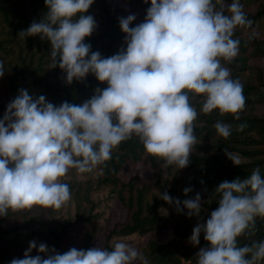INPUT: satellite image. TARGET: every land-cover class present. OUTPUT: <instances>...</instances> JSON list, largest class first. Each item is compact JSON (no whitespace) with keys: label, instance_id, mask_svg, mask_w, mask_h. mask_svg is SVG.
Returning a JSON list of instances; mask_svg holds the SVG:
<instances>
[{"label":"clouds","instance_id":"1","mask_svg":"<svg viewBox=\"0 0 264 264\" xmlns=\"http://www.w3.org/2000/svg\"><path fill=\"white\" fill-rule=\"evenodd\" d=\"M150 3L143 22L121 17L125 35L118 53L104 57L85 41L97 30L89 14L95 0H45L46 11L18 37L39 36L50 42V68L64 73L66 83L92 75L107 87L94 90L82 104L55 105L44 95L20 89L0 119V217L35 209H60L72 199L67 179L103 169L119 146L134 137L163 167L185 169L191 163L198 137V111L237 121L246 108L244 86L232 77L225 62L240 53L237 29H251L253 21L241 0H144ZM5 65L0 61V78ZM246 125H239L243 130ZM228 139L232 127L214 124ZM234 165L240 157L224 149ZM187 196L193 191L184 188ZM218 207L193 228L190 242L199 247L196 264H258L264 261V241L239 246L255 235L257 218H264V175L259 167L247 178L221 182L213 193ZM160 199L178 213L201 217L205 201ZM182 205V206H181ZM37 255H33V252ZM10 264H149L137 248L119 241L111 248H70L59 252L32 240L23 258Z\"/></svg>","mask_w":264,"mask_h":264},{"label":"trees","instance_id":"2","mask_svg":"<svg viewBox=\"0 0 264 264\" xmlns=\"http://www.w3.org/2000/svg\"><path fill=\"white\" fill-rule=\"evenodd\" d=\"M121 2L126 7L119 0H95L89 10L98 27L85 42L104 57L118 53L124 46L120 18L134 14L137 17L134 27L144 21L147 8L151 6L144 0ZM241 3L253 25L251 29L236 30L234 38L241 42L239 56L231 63L225 62L232 77L244 86L246 108L241 119L237 121L231 114L221 116L218 112L204 114L200 112V105L195 104L198 119L194 122V134L198 143L185 169L163 167V161L158 162L157 158L146 154L135 137L122 143L107 166H100L102 174L98 170L85 181L76 177L66 181L75 205L74 219L64 217L60 209L43 208L0 217V264L23 258L32 240L66 252L72 248V231L76 227L81 231L79 249L97 247L102 231L99 229L101 215L96 213L97 205L92 199L94 190H108L126 211L123 221L112 228L107 226L101 247L110 249L118 240L137 235L145 239L139 251L149 264H196L199 247L206 246L207 242L201 236L197 247L190 242V237L198 220L206 221L210 212L218 207L219 196L213 194L218 185L225 180H243L257 167L264 175V0H241ZM45 11V0H0V61L5 65V75L0 78V98L5 94L10 98L0 103V119L20 89L44 95L48 102L59 105L64 101L82 104L97 87H107L92 75L82 82L67 84L64 73L58 67L49 66V41L39 36L18 37L34 20L38 22ZM217 121L231 125L232 135L228 139L218 135L214 128ZM241 124L246 125L242 131L239 130ZM224 149L240 157L239 166L226 157ZM130 163L145 165L152 176L134 175L124 180L122 170ZM185 187L193 189L187 196L183 191ZM165 191L181 202L194 198L197 193L210 202L204 205L201 217L189 218L186 209L178 213L174 204L160 199ZM256 223L255 235L241 238L239 246L250 244L252 240L264 241V218H257ZM166 235L172 239L165 241Z\"/></svg>","mask_w":264,"mask_h":264},{"label":"rangeland","instance_id":"3","mask_svg":"<svg viewBox=\"0 0 264 264\" xmlns=\"http://www.w3.org/2000/svg\"><path fill=\"white\" fill-rule=\"evenodd\" d=\"M120 3L125 6L121 0H119ZM126 7V6H125ZM9 95L5 94L3 97L0 98V103H4L9 101ZM90 174H76L71 173L70 177L67 179L70 180L73 177H76L78 180H87L88 176ZM134 175H141V176H146V177H151L152 173L150 170L143 164H128L123 170H122V177L124 180H128L130 177ZM92 194V199L97 205L96 208V213H99L101 215V219L99 221V229L102 231V235L100 236V239L97 240L96 246L101 247L103 242H104V234L107 232V226L112 228L115 223L119 221H123L126 218V211L122 206L114 200L112 195L108 190H94ZM61 214L64 217L72 218L74 219L75 217V205L71 199L69 203H67L65 206L60 208ZM80 228L76 227L72 231L73 235V241H72V247H75L79 249L80 247V241H81V236H80ZM168 235L164 236L166 238ZM172 239V236H169L165 239V241H168ZM144 238H140L137 235L124 238L119 241H123L125 243H129L133 247L137 248L140 250V246L142 242L144 241Z\"/></svg>","mask_w":264,"mask_h":264}]
</instances>
